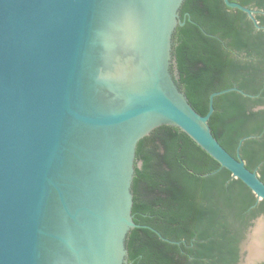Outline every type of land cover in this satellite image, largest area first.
I'll use <instances>...</instances> for the list:
<instances>
[{"label":"water","instance_id":"water-1","mask_svg":"<svg viewBox=\"0 0 264 264\" xmlns=\"http://www.w3.org/2000/svg\"><path fill=\"white\" fill-rule=\"evenodd\" d=\"M185 1L0 0V264H130L128 235L146 227L132 214L137 147L162 125L264 201L209 124L215 98L239 90L213 92L201 115L176 83ZM250 231L242 246H262Z\"/></svg>","mask_w":264,"mask_h":264},{"label":"trees","instance_id":"trees-1","mask_svg":"<svg viewBox=\"0 0 264 264\" xmlns=\"http://www.w3.org/2000/svg\"><path fill=\"white\" fill-rule=\"evenodd\" d=\"M246 7H264V0H231ZM188 14V16H186ZM244 13L229 8L224 0H186L185 25L179 26L174 55L179 86L201 115L209 110L213 92L240 86L237 53L240 38L250 31ZM186 16V19H184ZM244 34H243V33ZM233 91L215 98L209 124L214 137L248 169L259 167L264 181V142L252 135L254 127L247 106ZM240 148L239 142L248 137ZM133 183L134 221L140 226L127 238L130 264H229L236 255L244 217L264 212V201L241 180L223 168L179 128L162 125L138 144ZM164 237L180 245L162 240Z\"/></svg>","mask_w":264,"mask_h":264},{"label":"flooded vegetation","instance_id":"flooded-vegetation-1","mask_svg":"<svg viewBox=\"0 0 264 264\" xmlns=\"http://www.w3.org/2000/svg\"><path fill=\"white\" fill-rule=\"evenodd\" d=\"M248 8L252 10V17L243 12L244 15L240 16L239 23L241 24V31L244 22L249 23L250 31L247 33L248 37L243 35L240 38V44L248 43L250 45L247 49L243 47L239 49L237 60L240 65V80L244 81L247 79V83L251 86V89L248 91L240 86H236L239 90L236 92L240 95V102L246 104L247 113L252 115L251 118L254 127H260V133L258 135H252V137L264 142V7L254 4L252 7ZM182 10L183 7L181 8L180 17L185 25V20H183L182 17ZM186 16H188V14ZM186 16L184 19H186ZM176 31L173 36L174 63L172 65V72L175 74V80L179 86L178 82L180 80V75L174 55V38ZM248 138H250V136L244 137L240 140L237 149L238 154L243 142ZM238 157H240V155H238ZM254 171L259 175V167ZM256 220L261 221L256 222ZM243 222L241 239L238 243L236 255L231 259L229 264H264V212L254 216L244 217ZM258 227H262V233L259 237L262 246H252V243L255 241L254 235V237L248 240L247 245L243 247L242 244L246 241L247 235L251 232L250 230L252 229L255 233Z\"/></svg>","mask_w":264,"mask_h":264}]
</instances>
